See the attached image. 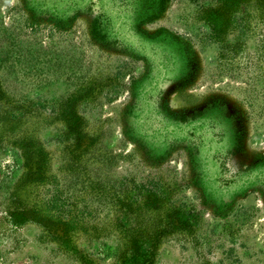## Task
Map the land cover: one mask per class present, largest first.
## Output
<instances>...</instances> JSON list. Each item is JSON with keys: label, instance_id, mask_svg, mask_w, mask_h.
Segmentation results:
<instances>
[{"label": "rangeland", "instance_id": "rangeland-1", "mask_svg": "<svg viewBox=\"0 0 264 264\" xmlns=\"http://www.w3.org/2000/svg\"><path fill=\"white\" fill-rule=\"evenodd\" d=\"M0 264H264V0H0Z\"/></svg>", "mask_w": 264, "mask_h": 264}, {"label": "trees", "instance_id": "trees-1", "mask_svg": "<svg viewBox=\"0 0 264 264\" xmlns=\"http://www.w3.org/2000/svg\"><path fill=\"white\" fill-rule=\"evenodd\" d=\"M96 21H97V18H95V19L93 20L92 33H93V35H94L95 37H98L99 39H102V38H103V35H101V34H100V30L97 29ZM172 129H174L173 131H175V132H178V131H179V130H178L177 128H175V127H172ZM181 131H182V130H181ZM181 131H179V132H181ZM205 191H206V189H205ZM211 192H212V191H211ZM206 193L208 194L209 191L207 190Z\"/></svg>", "mask_w": 264, "mask_h": 264}, {"label": "bare ground", "instance_id": "bare-ground-1", "mask_svg": "<svg viewBox=\"0 0 264 264\" xmlns=\"http://www.w3.org/2000/svg\"><path fill=\"white\" fill-rule=\"evenodd\" d=\"M91 18H92V16H89L88 18H87V20H91ZM207 53H209V52H207ZM171 101H172V103L173 104H177L178 103V97H177V94L174 92L172 95H171ZM258 144H259V142H258Z\"/></svg>", "mask_w": 264, "mask_h": 264}]
</instances>
